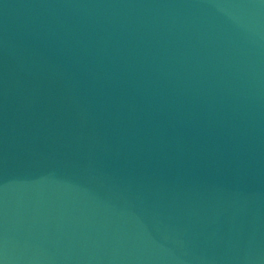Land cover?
I'll list each match as a JSON object with an SVG mask.
<instances>
[{"label": "water", "instance_id": "obj_1", "mask_svg": "<svg viewBox=\"0 0 264 264\" xmlns=\"http://www.w3.org/2000/svg\"><path fill=\"white\" fill-rule=\"evenodd\" d=\"M0 264H264V0H0Z\"/></svg>", "mask_w": 264, "mask_h": 264}]
</instances>
